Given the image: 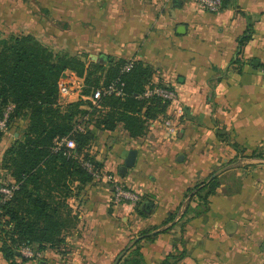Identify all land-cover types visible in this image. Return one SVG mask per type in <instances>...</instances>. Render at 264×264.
I'll return each mask as SVG.
<instances>
[{"label":"crops","instance_id":"obj_1","mask_svg":"<svg viewBox=\"0 0 264 264\" xmlns=\"http://www.w3.org/2000/svg\"><path fill=\"white\" fill-rule=\"evenodd\" d=\"M223 3L210 13L183 0H34L32 34L43 44L141 60L177 98L155 108L141 136L92 122L89 151L102 175L73 185L77 226L40 258L8 259L0 220V264H124L136 248L143 258L129 264H264V0ZM26 125L17 120L0 134V187L14 181L2 160ZM107 175L140 199L114 202ZM213 178L204 213L194 215L195 201L183 226L166 223L189 189ZM151 227L161 232L139 241Z\"/></svg>","mask_w":264,"mask_h":264},{"label":"trees","instance_id":"obj_2","mask_svg":"<svg viewBox=\"0 0 264 264\" xmlns=\"http://www.w3.org/2000/svg\"><path fill=\"white\" fill-rule=\"evenodd\" d=\"M106 61L102 65L100 61L88 62L79 54L56 51L30 33L0 39V117L12 105L9 127L17 120H27L20 137L6 150L2 160V167L14 179L7 183L19 186L11 198L0 202V220L5 226L2 250L6 258L22 256L19 250L22 245L38 250L55 247L64 241V232L77 226L78 216L69 203V198L75 195L73 185L76 181L81 184L93 179L81 159L101 166L89 151L94 139L89 128L92 122L108 131L122 124L130 136L137 137L146 133L149 121L157 116L155 108L168 103L156 97L140 98L152 81L153 70L149 65L134 60L132 69L122 72L129 59L108 57ZM69 72L83 78L82 96H91L96 88L118 78L125 83V94L105 95L96 103L83 97L63 103L60 85ZM79 125L85 129H77ZM63 135L75 140V156L54 151L55 138ZM218 185V179L213 178L189 189L186 202L166 223L183 226L184 217L195 201L198 205L194 215L204 213ZM183 206L185 210L180 214ZM153 228L142 230L139 241L161 232L151 234ZM142 258L136 248L123 261L137 263ZM162 264L171 263L167 259Z\"/></svg>","mask_w":264,"mask_h":264},{"label":"built area","instance_id":"obj_3","mask_svg":"<svg viewBox=\"0 0 264 264\" xmlns=\"http://www.w3.org/2000/svg\"><path fill=\"white\" fill-rule=\"evenodd\" d=\"M197 7L200 10L210 13H220L223 9V0H183ZM134 59H129L122 67V72H127L132 69ZM83 78L77 76L74 72H69L68 76L60 85V93L62 99L75 93L76 88L73 86L75 81H82ZM84 81V80H83ZM84 85V83H83ZM83 85H79L78 88H82ZM125 83L120 79H116L106 86L98 87L95 89L94 94L91 96H82L83 98L91 99L94 103L97 102L102 96L116 95L124 96ZM81 94V91H80ZM160 98L164 102H174L177 98V92L173 87L164 84H157L150 82L146 89L140 95V98ZM13 106L9 105L0 117V131H4L9 127L10 112ZM79 130H84L83 125L77 127ZM76 147L75 140L70 135L57 136L54 140L53 149L56 152L64 151L67 156H75L74 148ZM82 160V166L93 176V179H100L102 175L101 167L97 166L91 160ZM107 180L111 184L113 191V200L116 203L122 201H129L132 203L137 202L140 199L139 193L132 190L121 180L115 178L113 175H107ZM17 183H5L0 187V202H3L12 197L14 191L18 188ZM20 253L26 258H40L41 251L34 248L31 245H22L20 247Z\"/></svg>","mask_w":264,"mask_h":264},{"label":"rangeland","instance_id":"obj_4","mask_svg":"<svg viewBox=\"0 0 264 264\" xmlns=\"http://www.w3.org/2000/svg\"><path fill=\"white\" fill-rule=\"evenodd\" d=\"M34 7V0H0V39L10 37L12 34L21 35V34H32V11ZM36 7V6H35ZM43 7H45L43 5ZM36 9V8H35ZM58 51V50H56ZM66 51V50H60ZM69 52V51H68ZM70 53V52H69ZM76 54H79L77 52ZM86 61H100L102 65L107 64V61H103L100 57L85 58ZM84 81H75L74 87L76 91L74 94L65 97L63 99V103H67L70 101H76L81 98L80 91L82 92V88H78L79 85H83ZM78 93V95H77ZM87 99V98H85ZM92 101L91 99H88ZM23 127H17V130L22 131ZM152 228V227H151ZM143 228L142 230H144ZM150 229V228H146Z\"/></svg>","mask_w":264,"mask_h":264},{"label":"water","instance_id":"obj_5","mask_svg":"<svg viewBox=\"0 0 264 264\" xmlns=\"http://www.w3.org/2000/svg\"><path fill=\"white\" fill-rule=\"evenodd\" d=\"M101 59H102L103 61H106V58H104V57H101ZM133 160H134V153H132V154L129 156L128 160L126 161V164L122 167V170H123V169H127L128 166H130V165L132 164Z\"/></svg>","mask_w":264,"mask_h":264}]
</instances>
